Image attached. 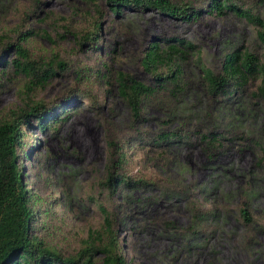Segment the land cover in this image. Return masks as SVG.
Listing matches in <instances>:
<instances>
[{"label":"rangeland","instance_id":"1","mask_svg":"<svg viewBox=\"0 0 264 264\" xmlns=\"http://www.w3.org/2000/svg\"><path fill=\"white\" fill-rule=\"evenodd\" d=\"M182 1L198 9L195 18L140 9L115 14L104 0H0V38L16 41L17 34L26 33L22 45L31 59L45 61L57 54L67 67L32 93L55 108L57 116L43 130L25 128L16 148L33 213L32 234L60 257L76 254L88 231L100 228L101 204L119 211L117 237L126 264H264V172L256 165V148L245 146L254 139L264 148L261 103L238 97L228 105L229 119L244 135L226 143L222 152L208 157L196 141L174 143L165 154L136 151L126 173L151 179L154 185L121 189L112 205L108 191L99 185L106 140L122 142L133 134L129 110L111 76L121 71L149 82L140 57L151 41H189L213 72L233 49L246 48L260 58L264 54L254 27L244 19L230 11H206L209 0ZM231 1L264 19V0ZM94 19L100 22L97 44L78 46L74 35ZM0 56L9 62L15 53L10 48ZM182 78L188 85L185 100L194 107L192 121L205 125L207 98L190 55L182 65ZM24 81L9 64H0V116L20 104ZM144 116L150 131L166 120L154 103L145 107ZM185 184L193 188L192 203L208 209L205 221L194 229L188 202L162 194ZM246 196L249 223L238 213ZM94 260L100 264L98 255Z\"/></svg>","mask_w":264,"mask_h":264},{"label":"trees","instance_id":"2","mask_svg":"<svg viewBox=\"0 0 264 264\" xmlns=\"http://www.w3.org/2000/svg\"><path fill=\"white\" fill-rule=\"evenodd\" d=\"M104 1L115 14L121 10L140 9L185 20L195 18L198 14V9L182 0ZM206 11L216 15L230 11L244 19L254 27L257 39L264 46V19L252 8L231 0H209ZM99 31L100 22L94 19L88 28L74 35L76 44L94 48ZM27 37L26 33H20L17 34L16 41L5 42L0 38V55L10 48L15 53V57L9 62L0 60V64H9L25 80L23 89L19 92L20 104L0 116V264H96L95 255L100 257V264H126L119 252V211L115 205L106 208L98 204L100 228L88 231L86 238L81 241V247L73 256L60 257L54 249L47 247L32 234L33 213L29 207V195L22 179L16 148L22 143L25 128L35 125L43 130L57 116L55 108L35 99L32 93L56 74L66 71L67 67L57 54L45 61L31 59L22 45ZM189 55L200 70L199 83L207 98L206 109L202 114L206 120L205 125L193 123L194 114L191 111L194 107H190L185 100L188 85L182 78V65ZM140 65L149 73V82H143L121 71H115L111 76L116 93L126 104L133 123V134L125 141L108 139L105 142L104 174L99 185L108 191L111 205L121 189H143L154 185L151 179H133L126 173L125 167L136 151L165 154L167 148L174 143L196 141L208 157L216 155L223 151L226 143L244 135L234 128L233 120L229 119L233 116L227 107L232 100L247 97L254 105H264V54L260 58L246 48L227 52L221 60L219 70L213 72L202 63L199 50L189 41L176 37L155 39L144 49ZM153 103L158 105L166 120L161 121L157 130L150 131L143 124L146 120L144 109ZM173 122L176 124L172 126ZM245 146L256 148V165L264 172L262 144L250 139ZM192 189L190 184H185L165 189L162 194L171 198H183L188 202L190 227L194 229L205 221L208 209H199L192 203ZM244 200L238 206V213L244 222L249 223L251 217L247 196Z\"/></svg>","mask_w":264,"mask_h":264}]
</instances>
